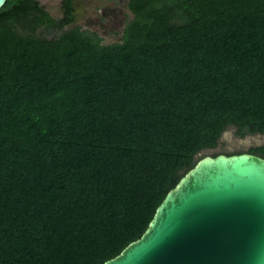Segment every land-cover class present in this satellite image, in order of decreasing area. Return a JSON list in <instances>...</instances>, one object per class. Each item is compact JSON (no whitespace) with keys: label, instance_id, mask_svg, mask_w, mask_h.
Listing matches in <instances>:
<instances>
[{"label":"trees","instance_id":"16d2710c","mask_svg":"<svg viewBox=\"0 0 264 264\" xmlns=\"http://www.w3.org/2000/svg\"><path fill=\"white\" fill-rule=\"evenodd\" d=\"M67 7L0 9V264H103L227 127L264 135V0H129L111 45Z\"/></svg>","mask_w":264,"mask_h":264},{"label":"water","instance_id":"95a60500","mask_svg":"<svg viewBox=\"0 0 264 264\" xmlns=\"http://www.w3.org/2000/svg\"><path fill=\"white\" fill-rule=\"evenodd\" d=\"M103 264H264V158L199 157L141 237Z\"/></svg>","mask_w":264,"mask_h":264},{"label":"flooded vegetation","instance_id":"af4514ba","mask_svg":"<svg viewBox=\"0 0 264 264\" xmlns=\"http://www.w3.org/2000/svg\"><path fill=\"white\" fill-rule=\"evenodd\" d=\"M50 2L51 1L46 2L43 6L46 11L47 6L56 9L60 14L58 17L60 19L65 17V9L69 4V14L73 18V21L68 26L72 28L79 27L81 31H86L96 36L101 40L102 45L121 43L125 27L133 20V15L127 7L128 1L124 2L123 5L119 3L118 6L117 0H103L99 6L94 8L93 5L86 0H70L69 3L67 0H56L52 5ZM249 150L219 154L229 156L247 153L264 158V154L249 153ZM219 154H216V156Z\"/></svg>","mask_w":264,"mask_h":264},{"label":"rangeland","instance_id":"374dc122","mask_svg":"<svg viewBox=\"0 0 264 264\" xmlns=\"http://www.w3.org/2000/svg\"><path fill=\"white\" fill-rule=\"evenodd\" d=\"M39 1L42 5H45L46 2L51 1L50 4L52 5L56 0H39ZM86 1L90 2L94 8L99 6L103 0H86ZM117 1H118L117 4L119 6V3L123 5L124 2H127L129 0H117ZM47 11L50 13V15L53 18H58L60 15L56 9L50 6H47ZM262 146H264V135L256 134V135H245L244 137H241L238 135L237 128L233 126H229L221 134L220 138L218 139L216 147L213 149L203 150L201 153L197 155V158L207 155L212 156L219 153L241 152Z\"/></svg>","mask_w":264,"mask_h":264}]
</instances>
